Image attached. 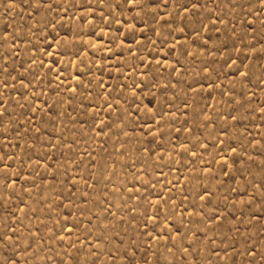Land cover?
<instances>
[{
  "label": "rangeland",
  "instance_id": "rangeland-1",
  "mask_svg": "<svg viewBox=\"0 0 264 264\" xmlns=\"http://www.w3.org/2000/svg\"><path fill=\"white\" fill-rule=\"evenodd\" d=\"M0 264H264V0H0Z\"/></svg>",
  "mask_w": 264,
  "mask_h": 264
}]
</instances>
